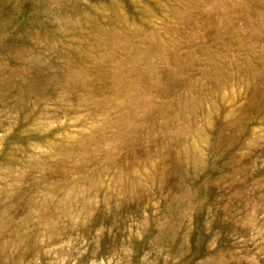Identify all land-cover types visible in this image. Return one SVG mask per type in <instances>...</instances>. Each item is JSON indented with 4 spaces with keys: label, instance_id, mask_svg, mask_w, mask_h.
<instances>
[{
    "label": "rangeland",
    "instance_id": "rangeland-1",
    "mask_svg": "<svg viewBox=\"0 0 264 264\" xmlns=\"http://www.w3.org/2000/svg\"><path fill=\"white\" fill-rule=\"evenodd\" d=\"M0 264H264V0H0Z\"/></svg>",
    "mask_w": 264,
    "mask_h": 264
}]
</instances>
